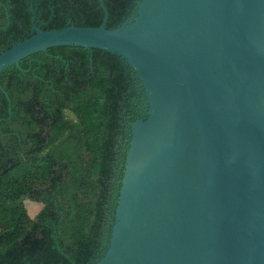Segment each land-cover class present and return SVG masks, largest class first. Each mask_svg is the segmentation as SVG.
<instances>
[{
	"label": "water",
	"instance_id": "water-1",
	"mask_svg": "<svg viewBox=\"0 0 264 264\" xmlns=\"http://www.w3.org/2000/svg\"><path fill=\"white\" fill-rule=\"evenodd\" d=\"M43 30L0 53L117 54L148 104L132 124L97 264H264V0H139L116 28ZM4 27H0V30Z\"/></svg>",
	"mask_w": 264,
	"mask_h": 264
},
{
	"label": "trees",
	"instance_id": "trees-1",
	"mask_svg": "<svg viewBox=\"0 0 264 264\" xmlns=\"http://www.w3.org/2000/svg\"><path fill=\"white\" fill-rule=\"evenodd\" d=\"M137 1L104 0L107 27ZM35 15L51 30L67 17L99 26L104 11L100 0H0V53L32 35ZM125 65L109 51L58 46L0 72V264H97L103 256L122 187L120 154L129 149L121 116L134 73ZM128 116L138 118L131 106ZM27 200L43 207L25 225Z\"/></svg>",
	"mask_w": 264,
	"mask_h": 264
},
{
	"label": "flooded vegetation",
	"instance_id": "flooded-vegetation-1",
	"mask_svg": "<svg viewBox=\"0 0 264 264\" xmlns=\"http://www.w3.org/2000/svg\"><path fill=\"white\" fill-rule=\"evenodd\" d=\"M67 19H68V25L73 24L70 20V17H67ZM125 66H127V65H125ZM129 73L131 74L130 71L127 72V74H129ZM132 78H133V80L131 81V84H132L131 91H132V97L133 98L129 99L127 107L124 111V116H121L122 117L121 122L127 126L129 125L131 127V129H132V124H134L135 122H137L140 119L147 117L148 112H149L147 100H146V97L144 95L141 84L137 80V78H135V75ZM129 106H131V111L134 112L135 114H137V116H138V118L134 122H132L133 117L128 116ZM69 114L71 117H74L73 113L69 112ZM131 134H132L131 130L128 132L126 131L125 136L127 138L126 139L124 138V144H121V145H123V147H126V145L129 143V141L131 139ZM129 137H130V139H129ZM126 153H127L126 149L125 150L123 149L121 154H120V157H121L120 161L125 162L124 156L126 155ZM123 169H124V164H120L119 173H121Z\"/></svg>",
	"mask_w": 264,
	"mask_h": 264
},
{
	"label": "rangeland",
	"instance_id": "rangeland-1",
	"mask_svg": "<svg viewBox=\"0 0 264 264\" xmlns=\"http://www.w3.org/2000/svg\"><path fill=\"white\" fill-rule=\"evenodd\" d=\"M25 204L27 206L29 215V218H24L23 219V224L28 225L32 219H34L37 214L41 211L43 204L40 202H36L33 200H27L25 201ZM5 228V224L0 225V230H3Z\"/></svg>",
	"mask_w": 264,
	"mask_h": 264
}]
</instances>
